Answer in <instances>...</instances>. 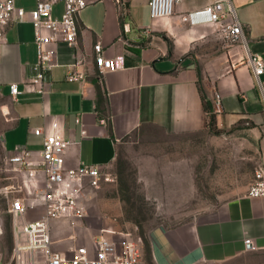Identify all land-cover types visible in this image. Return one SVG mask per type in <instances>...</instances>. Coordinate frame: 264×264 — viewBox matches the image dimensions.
<instances>
[{
  "label": "crops",
  "instance_id": "crops-1",
  "mask_svg": "<svg viewBox=\"0 0 264 264\" xmlns=\"http://www.w3.org/2000/svg\"><path fill=\"white\" fill-rule=\"evenodd\" d=\"M87 2L77 19V43L53 46L55 64L42 96L24 85L37 60L32 25L25 20L6 26L0 43V157L10 155L15 146L38 155L43 135L57 132L71 141L67 165L84 161L110 167L131 136L156 129L169 134L205 131L211 110L219 131H244L259 141V167L264 171V72L258 80L246 64H239L240 46L224 41L216 24L198 17L190 22V14L211 0H180L168 18H151L148 0H124L122 8L115 0ZM231 2L249 50L264 58V0ZM34 4L15 0V6L26 10ZM61 12L62 4L55 3L52 14ZM146 26L150 37L140 34ZM97 41L104 57L124 58L123 68L107 71L101 79L93 61ZM69 70L85 78L68 80ZM13 82L22 89L16 97L9 93ZM215 91L221 95L217 111L212 104ZM36 127L43 134L36 135ZM84 218L74 225L52 221V248L65 252L90 245L103 228L86 227ZM245 238L256 248L248 249ZM149 243L154 264H222L249 253L257 256L249 264H264V196L244 193L175 227L155 228ZM0 264H14L11 252Z\"/></svg>",
  "mask_w": 264,
  "mask_h": 264
},
{
  "label": "built area",
  "instance_id": "built-area-1",
  "mask_svg": "<svg viewBox=\"0 0 264 264\" xmlns=\"http://www.w3.org/2000/svg\"><path fill=\"white\" fill-rule=\"evenodd\" d=\"M178 1L148 0L150 17L172 16ZM57 2L62 4V12L54 16L52 8ZM115 2L123 7L124 0ZM87 3V0H35L34 6L26 10L15 6V0H0V43L5 41L6 26L10 22L26 20L32 25L37 60L32 66L29 81L24 85L31 87L37 95L42 96L47 91L49 72L55 64L53 46L58 42L68 46L77 43V19ZM195 17L202 23L216 24L228 44H238L243 52L238 63L246 64L259 80L264 72V58L249 50L231 0H211L202 10L190 14V22ZM123 30H127L125 23ZM140 34L150 37L151 30L148 26L142 27ZM93 51L99 79L107 71L123 68V56L104 57L100 42L93 45ZM65 78L80 81L85 74L69 70ZM8 88L12 97L22 93L16 82L10 83ZM212 104L214 111L221 109V95L217 91L213 94ZM33 132L43 134L41 127H36ZM70 144L69 139L53 132L43 135L38 155L24 146H15L12 153L4 158L7 174L0 176V201L4 203H0V233L3 228L2 214L6 212L12 219L14 235L11 261L14 264H138L142 255L139 243L117 239L114 230L109 229L100 230L90 245L71 246L65 252L52 248L51 222L60 219L67 220L71 225L79 222L86 214V201L91 194L115 176L104 165L84 161L75 166L67 165L65 152ZM246 195L264 196V171L261 167L256 169ZM244 242L249 245L248 249L256 248L250 238H245Z\"/></svg>",
  "mask_w": 264,
  "mask_h": 264
},
{
  "label": "rangeland",
  "instance_id": "rangeland-1",
  "mask_svg": "<svg viewBox=\"0 0 264 264\" xmlns=\"http://www.w3.org/2000/svg\"><path fill=\"white\" fill-rule=\"evenodd\" d=\"M261 155L259 141L244 131L169 134L156 129L131 136L109 167L114 179L86 201L84 224L114 229L117 239L139 243L141 263L154 264L151 231L175 227L246 193ZM4 162L0 157V176L7 174ZM2 215L0 263L12 249V219ZM256 257L249 253L222 264H249Z\"/></svg>",
  "mask_w": 264,
  "mask_h": 264
},
{
  "label": "trees",
  "instance_id": "trees-1",
  "mask_svg": "<svg viewBox=\"0 0 264 264\" xmlns=\"http://www.w3.org/2000/svg\"><path fill=\"white\" fill-rule=\"evenodd\" d=\"M208 130L213 132V133L220 132L219 129L217 128V126H216L215 115H214L213 112H211V110H210L209 120H208Z\"/></svg>",
  "mask_w": 264,
  "mask_h": 264
}]
</instances>
